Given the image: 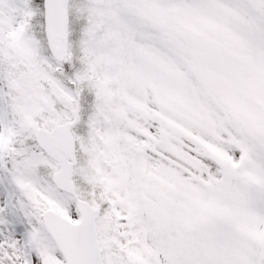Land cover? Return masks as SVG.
<instances>
[{
    "label": "snow or ice",
    "instance_id": "obj_1",
    "mask_svg": "<svg viewBox=\"0 0 264 264\" xmlns=\"http://www.w3.org/2000/svg\"><path fill=\"white\" fill-rule=\"evenodd\" d=\"M0 264H264V0H0Z\"/></svg>",
    "mask_w": 264,
    "mask_h": 264
}]
</instances>
